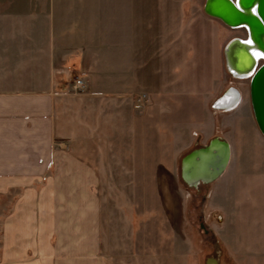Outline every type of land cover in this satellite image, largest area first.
<instances>
[{
    "label": "rangeland",
    "instance_id": "obj_1",
    "mask_svg": "<svg viewBox=\"0 0 264 264\" xmlns=\"http://www.w3.org/2000/svg\"><path fill=\"white\" fill-rule=\"evenodd\" d=\"M204 3L0 0V11L14 13L11 21L0 14V26H21L19 13L55 7L62 21L87 13L96 36L131 43L119 52L109 43L108 73L122 69V58L131 66L129 81L113 90L128 87L132 113L110 114L108 144L93 146L109 162L96 173L92 242L83 241L84 232L56 242L58 264H205L209 257L218 264H264V135L249 79L231 73L225 51L246 32L208 15ZM8 63L0 58L1 66ZM230 87L239 91L238 101L214 110L213 101ZM138 94L144 100L135 107ZM214 137L230 145L226 169L212 182L189 186L181 158ZM1 237L0 226V248Z\"/></svg>",
    "mask_w": 264,
    "mask_h": 264
},
{
    "label": "crops",
    "instance_id": "obj_2",
    "mask_svg": "<svg viewBox=\"0 0 264 264\" xmlns=\"http://www.w3.org/2000/svg\"><path fill=\"white\" fill-rule=\"evenodd\" d=\"M53 8L19 13L21 26H0V58L9 61L0 65L4 264H58L56 242L82 232L92 242L96 173L109 162L93 146L108 144L110 114L132 113L128 87L113 90L129 81L130 63L122 58V69L108 73L111 40L94 34L89 14L72 13L67 22ZM111 42L117 50L131 45ZM81 76L84 92L71 93Z\"/></svg>",
    "mask_w": 264,
    "mask_h": 264
},
{
    "label": "bare ground",
    "instance_id": "obj_3",
    "mask_svg": "<svg viewBox=\"0 0 264 264\" xmlns=\"http://www.w3.org/2000/svg\"><path fill=\"white\" fill-rule=\"evenodd\" d=\"M231 1L240 6V3L238 2L240 0ZM242 10H244V8ZM244 11L252 14L255 12L253 8ZM227 26L233 29L241 28L246 32V36L243 39L239 37L231 38L226 43L225 51L231 73L237 78H248L250 80L251 76L260 65V60H264V55L258 56L255 53H264V51L257 48V45L251 39V33L249 39V30L246 24ZM249 41H251V43H249ZM250 56L252 59L251 62L248 61ZM222 95L216 105L223 109L232 107L240 98L239 91L232 87L227 88ZM207 146L208 144L193 149V151L186 154L184 179L190 186L191 184L198 186V184L202 182H212L223 172L227 164L230 150L229 145L225 140H213L212 144L208 147Z\"/></svg>",
    "mask_w": 264,
    "mask_h": 264
},
{
    "label": "water",
    "instance_id": "obj_4",
    "mask_svg": "<svg viewBox=\"0 0 264 264\" xmlns=\"http://www.w3.org/2000/svg\"><path fill=\"white\" fill-rule=\"evenodd\" d=\"M238 2L240 6L236 5L231 0H205L204 11L208 15L221 20L224 24L229 26L246 24L249 30V39L251 33V39L255 42L257 48L264 51V0H240ZM243 8L244 10L253 8L255 12H253V14L246 13L242 10ZM248 61H252L251 56ZM249 95L256 124L259 131L264 135V61L257 67L249 80ZM217 139L220 138H212L208 142V146L212 144L213 140ZM220 140L224 141L222 139ZM186 156L187 155L183 156L180 160V173L184 182H186L184 179ZM191 186L194 185L191 184ZM205 264H218V262L215 258L209 257L206 259Z\"/></svg>",
    "mask_w": 264,
    "mask_h": 264
},
{
    "label": "built area",
    "instance_id": "obj_5",
    "mask_svg": "<svg viewBox=\"0 0 264 264\" xmlns=\"http://www.w3.org/2000/svg\"><path fill=\"white\" fill-rule=\"evenodd\" d=\"M84 90H85V83L83 82V79L75 78V80H74V82L72 84V93L73 94H80V93H83ZM143 97H144V95L136 96L135 104H134L135 107L141 106L143 104V100H144ZM219 98H220V96L217 97L212 103V107H213L214 110H224L223 108H220L219 106L216 105V103L219 100Z\"/></svg>",
    "mask_w": 264,
    "mask_h": 264
},
{
    "label": "snow or ice",
    "instance_id": "obj_6",
    "mask_svg": "<svg viewBox=\"0 0 264 264\" xmlns=\"http://www.w3.org/2000/svg\"><path fill=\"white\" fill-rule=\"evenodd\" d=\"M249 43H251V41H249ZM256 55H264V53H255Z\"/></svg>",
    "mask_w": 264,
    "mask_h": 264
}]
</instances>
